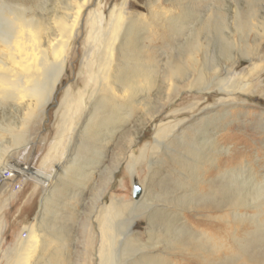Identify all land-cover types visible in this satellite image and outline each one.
Listing matches in <instances>:
<instances>
[{"label":"rangeland","instance_id":"rangeland-1","mask_svg":"<svg viewBox=\"0 0 264 264\" xmlns=\"http://www.w3.org/2000/svg\"><path fill=\"white\" fill-rule=\"evenodd\" d=\"M0 1L22 5L32 13L42 14L48 19H51L55 12H62V6L65 7L67 4L68 7L75 2V0ZM169 5V0H91L83 8L79 33L71 45L64 75L44 113L38 118L23 122L21 115L16 111L0 105V126L11 125L13 134L20 138L14 141L6 132L5 134L0 132V264H6L9 255H13V249L19 239L25 237L29 228L36 226L41 201L50 185L44 178L38 179V172L42 159L55 138V126L59 118L56 112L63 94L67 87L75 86V83L83 78L82 62L89 13L96 11L102 17L108 18L112 9L122 6L125 7L123 8L125 15L130 12L132 15L143 16L145 20L150 17L151 20H159L163 15L154 16L153 11H157L158 14L160 8H170ZM182 5L183 9L189 10L190 13L194 7L192 2L186 0L182 1ZM183 9L172 13H180ZM207 9H210L209 13ZM67 11L64 9V14ZM204 12H207L209 19L204 20H208L207 25L199 35L201 41L199 50H195L192 56L187 54L190 47L187 42L192 41L193 36L187 30L190 26L188 25L177 35L173 46L163 48L162 62L157 64L156 83L148 92L142 93L138 100L142 104L131 112L125 128L115 134L105 164L108 168L116 169L109 187L95 208L94 196L101 184V175H98L100 173L95 175L92 184H88L81 191V196L75 199V204L71 202L75 215L73 220H68L67 213L71 208L64 206L66 199H63L62 189L60 190L62 192L59 191L48 204L44 230L50 232L55 224L61 228L65 237L71 241L69 258L72 264H78L77 259L80 256L84 264H99L101 242L99 213L111 200L132 207L130 205L137 198H139L137 207L131 213L135 217L129 235L131 242L128 240L126 242L128 247L131 243L134 247L130 251L129 259L137 258L139 252L148 257L167 256L173 259L188 258L192 255L208 256L207 254H211L217 245L222 244V249L213 256L217 263L225 260V264H264L263 260H246L247 255L254 253L253 250H239L238 243L234 242L231 236L236 223L229 211L223 212V215L227 216L224 219L216 218L219 215L217 213L211 218L199 221L202 218L189 208L191 206L189 202L196 201L197 195L207 193V182L196 187L190 179L179 175L175 170L176 165L170 159L171 152L166 146L175 134L184 133L193 137L200 135L203 127L214 126L218 134V144L228 148L229 154L239 151L241 154L236 153V158L228 162L225 157L229 154L221 152L217 156L218 163L215 162L213 165L206 163L203 169L206 170L205 175L208 179L216 180L217 165L230 169L240 164L245 166L247 160L249 164L256 165L257 169L264 172V0H205L195 14L191 13V17L194 18H190L189 21H198L197 15L206 17ZM238 22L242 23L240 29L237 27ZM141 24L139 30L143 29ZM150 28L153 26L147 29ZM141 31L143 34V30ZM230 55L238 58V62L224 69L218 68V64H223ZM169 62L178 63L182 71L166 77ZM204 85L209 87L210 91L207 93L200 90ZM219 86L226 91L218 90ZM79 87L82 85L78 84L73 91ZM219 99H222L223 103L229 100L230 103L222 105L220 102L217 103ZM81 113L79 122L86 110ZM151 113L157 114L141 127L142 122ZM159 129H163L168 137L164 138L166 143L156 148L155 136ZM5 171H9L12 176L4 180ZM168 174L174 179L185 181L187 185L184 188L173 189V197L168 196L167 200H162L166 196L161 193L158 185L162 177ZM60 182L64 183V179ZM17 184H20L19 188ZM135 187L140 188L138 196H135ZM124 211L126 216L129 215V210ZM241 212L250 215L255 213L253 209H241ZM153 213L157 214V218L152 216L150 219ZM126 216L124 214L122 218ZM86 219L89 220V226L83 227ZM218 224H223V228L217 230ZM237 224L241 230L236 236L242 241L244 231L250 230L251 226L248 221ZM117 230L123 234L126 228L118 226ZM203 230L210 233L209 236L212 238L208 240L199 235ZM188 232H197V235L192 237L191 234H187ZM120 239H124L123 236H120ZM122 246L126 245L119 243L116 247V255L120 254ZM255 251L260 253L264 251L263 241L258 243Z\"/></svg>","mask_w":264,"mask_h":264},{"label":"bare ground","instance_id":"bare-ground-1","mask_svg":"<svg viewBox=\"0 0 264 264\" xmlns=\"http://www.w3.org/2000/svg\"><path fill=\"white\" fill-rule=\"evenodd\" d=\"M90 1L75 0L68 7L66 4L65 7L62 6L63 11L55 12L51 19L39 13H32L22 5L0 1V105L16 111L21 115L23 122L38 118L52 101L64 75L71 45L79 33L83 8ZM182 1L184 0H169L170 8H160V14L153 11L154 16L163 15L159 20H151L150 17L146 21L143 16L132 15L130 12L125 15V7L122 6L112 9L108 18L102 17L96 11L89 13L82 62L83 78L77 81L75 86L67 87L63 94L56 112L59 118L57 117L58 123L55 126V138L44 155L38 172V179L44 178L50 185L41 201L36 226L26 229L25 237L19 239L6 264H72L69 258L71 241L65 237L61 228L55 224L50 232L44 230L48 204L62 189L63 199H66L64 206L71 208L67 213L68 220H73L75 215L71 202L74 203L75 199L81 196V191L88 184H92L97 173L101 175V184L95 193L93 207L95 208L102 199L116 169L108 168L105 164L109 147L117 131L124 129L128 124L131 112L142 104L138 101L142 93L148 92L156 83L157 64L161 61L163 48L173 46L177 35L188 25L191 28L189 26L187 30L193 36L192 41L187 42L190 44L187 54L192 56L201 46L199 35L207 25L208 20H204L209 19L207 12L209 13L210 9L204 12L206 17L197 15L198 21H189L194 18L191 13L195 14L205 0H186L194 6L191 13L183 9ZM64 9L69 13L67 11L64 14ZM179 9L183 10L180 13H172ZM169 19L171 21H168ZM140 24L143 29L139 30ZM151 25L153 28L148 30ZM241 25V22L237 23L238 29ZM238 60L230 55L223 64H218V68L224 69L230 64L233 66ZM181 71L178 63L169 62L165 76L176 75ZM78 84L82 87L73 91ZM219 87L218 90H223ZM200 90L207 93L209 87L204 85ZM218 102L222 105L230 103L229 100L223 103L222 99ZM85 110L86 113L79 122L81 112ZM156 114H148L141 127L150 122ZM202 129L204 130L200 135L193 137L184 133L175 134L166 144L171 152L170 159L176 165L175 170L179 175L190 179L196 187L207 182V193L197 195L196 201L189 202V208L202 218L199 221L211 218L217 213L219 215L216 218L224 219L227 216L223 215V212L229 211L236 223L231 236L234 242L238 243L239 250H253V254L246 256L247 261H264V251H255L258 243L264 242V172L257 169L256 165L249 164L247 160L245 166L240 164L230 169L217 165L216 180L208 179L204 165L218 163L217 156L221 152L229 154V150L218 144V134L214 126H205ZM1 131L4 134L6 132L14 141L20 139L13 134L11 125L0 126ZM164 132L163 129L157 132L154 144L156 148L166 143L164 138L168 135ZM236 153L241 154L240 151ZM236 153L229 154L225 159L232 162L237 156ZM63 179L64 183L60 182ZM186 185L185 181L174 179L171 174L165 175L158 185L161 193L166 196L162 200L173 197V189L184 188ZM135 190V196H138L140 188L135 187ZM138 199L132 202V207L111 200L99 213V264H225V260L219 259L217 263L213 258L214 254L222 249V244L217 245L208 256L192 255L188 258L173 259L167 256L148 257L139 252L137 258L129 259L130 251L134 247L133 243L128 247L126 242H131L129 235L135 222L131 213L137 207ZM126 209L129 210L127 216L124 213ZM241 209H253L255 213L250 215L241 212ZM124 214L126 217L122 218ZM152 216L157 218L155 213L150 219ZM88 221L85 220L83 227L89 226ZM244 221L249 222L251 229L244 231V239L241 241L236 236L241 229L236 225ZM118 226H125L126 231L120 233ZM222 228L223 224H218L217 230ZM204 231L199 232V235L211 239L210 233ZM187 234L193 237L197 232ZM120 236L124 239H120ZM119 243L126 246H122L123 252L116 255L115 250ZM77 263L84 264L82 256L77 259Z\"/></svg>","mask_w":264,"mask_h":264},{"label":"built area","instance_id":"built-area-1","mask_svg":"<svg viewBox=\"0 0 264 264\" xmlns=\"http://www.w3.org/2000/svg\"><path fill=\"white\" fill-rule=\"evenodd\" d=\"M12 176V174L9 171H5L3 173V179L5 180L6 178ZM16 186H18V188L20 187V184H17Z\"/></svg>","mask_w":264,"mask_h":264}]
</instances>
